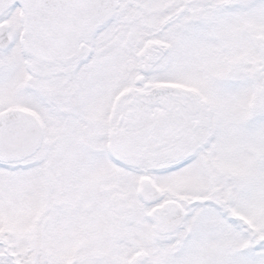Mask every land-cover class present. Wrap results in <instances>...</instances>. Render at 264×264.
I'll use <instances>...</instances> for the list:
<instances>
[{
	"label": "snow or ice",
	"instance_id": "1",
	"mask_svg": "<svg viewBox=\"0 0 264 264\" xmlns=\"http://www.w3.org/2000/svg\"><path fill=\"white\" fill-rule=\"evenodd\" d=\"M0 264H264V0H0Z\"/></svg>",
	"mask_w": 264,
	"mask_h": 264
}]
</instances>
